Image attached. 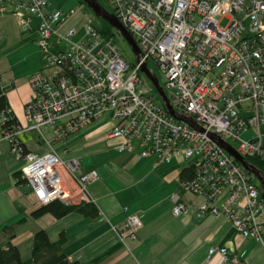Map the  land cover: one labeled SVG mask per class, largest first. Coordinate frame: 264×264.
Instances as JSON below:
<instances>
[{
    "label": "built area",
    "instance_id": "1",
    "mask_svg": "<svg viewBox=\"0 0 264 264\" xmlns=\"http://www.w3.org/2000/svg\"><path fill=\"white\" fill-rule=\"evenodd\" d=\"M107 1L135 41L138 63L127 65L88 24L78 39L76 27L61 31L72 11H47L48 0H0V14L15 15L22 31L32 17L39 21L37 46L44 54L41 69L30 78L32 97L24 108L30 125L2 130L9 152L23 162L21 180L40 206L55 200L70 204L76 194L86 199L87 185L98 179L96 170L79 174L77 161H62L51 148L28 152L19 135L34 132L50 147L43 128L52 131L54 142L64 141L108 117L109 138L119 142L118 152L137 151L154 166L188 163L192 176L180 183V191L203 198L198 218L223 215L239 235L262 243L259 185L218 140L236 143L230 146L241 157L264 165V0ZM52 36L54 53L48 50ZM149 62L163 76L171 108L193 127L174 119L161 100L156 104L146 88L138 87L140 67L147 69ZM1 120L5 124L9 117L3 114ZM249 129V138L241 139ZM170 201L174 217L188 212L177 194ZM141 227L136 215H128L112 230L120 241L135 240ZM207 253L240 264L223 247ZM255 264H264V256Z\"/></svg>",
    "mask_w": 264,
    "mask_h": 264
},
{
    "label": "crops",
    "instance_id": "2",
    "mask_svg": "<svg viewBox=\"0 0 264 264\" xmlns=\"http://www.w3.org/2000/svg\"><path fill=\"white\" fill-rule=\"evenodd\" d=\"M49 7L47 11H51ZM38 23L32 17L29 27L22 31L15 15L0 14V88L19 126L30 125L24 109L32 97L30 78L44 62V54L37 46ZM71 26L65 23L60 30ZM111 124L105 119L94 121L57 142L53 141L52 131L43 128L50 147L34 132L19 135L28 152L43 154L51 148L62 161H77V173H98V179L87 185L86 199L76 194L70 200L76 204L90 199L98 217L85 219L71 213L58 220L50 215L33 219L30 213L39 205L30 188L15 177L23 162L9 152L2 138L0 115V248L5 246L6 237H12L10 243L18 248L22 260H27L33 234L43 230L51 242L63 234L64 254L80 264H232L218 255L209 256L211 247L225 248L230 256L239 258L240 264L262 260L264 224L259 243L239 235L223 215L198 218L196 209L203 198L180 191L179 174L187 166L180 160L154 166L152 158H141L137 151L118 152L119 142L109 138ZM173 194L188 206L185 215H172ZM128 215H136L142 227L137 238L127 240L124 246L112 227L120 226ZM4 227H12L10 235L3 233Z\"/></svg>",
    "mask_w": 264,
    "mask_h": 264
},
{
    "label": "trees",
    "instance_id": "3",
    "mask_svg": "<svg viewBox=\"0 0 264 264\" xmlns=\"http://www.w3.org/2000/svg\"><path fill=\"white\" fill-rule=\"evenodd\" d=\"M100 35L108 39L112 34L109 29L98 31ZM7 115L9 121L2 125V130L8 126L17 124L16 119L9 111L8 101L4 90L0 88V115ZM247 163L259 169L264 175V165L256 159H245ZM20 174V173H19ZM15 175V177H19ZM191 167L184 168L179 174V182L191 178ZM255 181L254 179H252ZM19 182H23L20 180ZM76 213L85 219H95L98 217V210L95 205L90 202L81 201L76 204H65L60 201H52L46 205H42L30 213L31 218L37 219L44 215H50L52 218L58 220L68 214ZM22 220L18 221L20 223ZM12 227H4L2 229L4 234L10 232ZM8 240L3 248H0V264H80L75 261L67 259L63 251L65 238L63 234L60 235L56 242H51L43 230H39L33 234L31 243L30 257L27 260H22L18 248L10 243L12 237H7Z\"/></svg>",
    "mask_w": 264,
    "mask_h": 264
},
{
    "label": "rangeland",
    "instance_id": "4",
    "mask_svg": "<svg viewBox=\"0 0 264 264\" xmlns=\"http://www.w3.org/2000/svg\"><path fill=\"white\" fill-rule=\"evenodd\" d=\"M100 7L108 14L113 15V9L111 4L107 0H95ZM50 3V4H49ZM48 6H50V10H61L65 13L71 12L72 13L69 15V18L66 21V24L69 26L72 25L73 27H76L78 30V34L82 35L83 31V26L85 24H88L92 26L95 30L97 31H102V30H107L109 29L111 32V36L106 39L102 37V42L103 44L104 41H109L113 50L115 53L127 64V65H133L135 62V57L128 46V44L123 40V38L117 33L115 29H113L105 20L102 18L96 16L85 4L82 3L81 0H48ZM226 21H222L221 25H225ZM80 35V36H81ZM51 46L49 47V52L54 53L56 51L55 48L52 47V44L55 42V37L52 36L50 39ZM135 42V41H134ZM147 69L151 74H154L156 77L159 85L164 88L166 94L168 91L164 87V79L162 74L159 72V70L156 68V66L152 63L149 62L147 65ZM139 79H140V85L138 87H143L146 88L147 91L149 92V95L151 99L156 103V104H161V101L154 91L153 87L151 86L149 80L139 72ZM105 120L111 121L110 118H106ZM262 132L264 131V127H262ZM252 131L249 129L245 132H242L240 135V138L243 140H247L249 136L251 135ZM229 144L233 147H236V143L229 141ZM180 164L183 166H187L188 163L186 161L180 160ZM19 179L21 180V177L19 175ZM255 183L258 185L257 181L255 180ZM34 199V198H33ZM35 201V200H34ZM36 202V201H35ZM85 202V201H84ZM87 202V201H86ZM37 203V202H36ZM71 204V203H70ZM10 235L9 232L6 234V236ZM7 238V237H6ZM8 240V238H7ZM128 239L121 240L119 239L120 243L125 246V242ZM126 251H129V249L126 247Z\"/></svg>",
    "mask_w": 264,
    "mask_h": 264
},
{
    "label": "water",
    "instance_id": "5",
    "mask_svg": "<svg viewBox=\"0 0 264 264\" xmlns=\"http://www.w3.org/2000/svg\"><path fill=\"white\" fill-rule=\"evenodd\" d=\"M83 4H85L96 16L105 20L113 29L117 31V33L123 38V40L130 47L134 57L135 62L138 63V59L140 56V51L130 36V34L124 29V27L115 19L113 15L106 13L100 5L95 0H81ZM140 73H142L150 82L154 91L159 96L160 100L164 104L169 115H171L174 119L178 121H182L191 127H193V123L190 119L184 118L181 115L175 113V111L171 108L169 101L164 94L162 87L159 85L154 74H151L147 69L145 64H142L140 67ZM218 144L221 148L230 155L247 173H249L258 183L259 188L261 190V198L264 201V175L263 173L257 169L256 167L247 163V161L241 157L230 145L226 144L223 141L218 140Z\"/></svg>",
    "mask_w": 264,
    "mask_h": 264
}]
</instances>
